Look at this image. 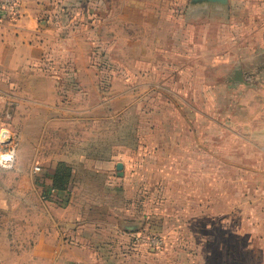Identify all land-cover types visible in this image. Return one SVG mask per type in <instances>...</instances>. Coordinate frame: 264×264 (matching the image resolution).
Wrapping results in <instances>:
<instances>
[{"label":"rangeland","instance_id":"obj_1","mask_svg":"<svg viewBox=\"0 0 264 264\" xmlns=\"http://www.w3.org/2000/svg\"><path fill=\"white\" fill-rule=\"evenodd\" d=\"M51 4L48 20L60 29L66 48H57L43 67L55 68L59 108L20 107V95L0 85V138H12L8 147L0 142V156L16 151L17 157L10 168L0 164V228L19 232L0 237L2 264H31L32 238L21 231L32 205L35 228L44 214L55 213L52 201L66 209L78 176L72 167L69 174L57 171L77 162L72 149L114 166L96 174L99 179L129 175L125 200L108 198L107 208L111 217L128 221L123 230L131 244L160 249L163 264H233L238 196L250 200L251 168L264 161L244 125L245 118L264 112V0ZM139 8L158 11V32L126 25L123 17L139 19ZM75 34L81 44H73ZM139 39L146 40L148 54L138 55ZM74 48L88 55L90 63L83 60L82 66L96 72L98 94L73 89L80 83L69 56ZM123 85L130 100L124 112L110 102L113 88L121 95ZM29 112L44 115L35 120L42 128L37 150L27 141ZM22 152L35 158L17 170ZM239 223L244 229L245 222Z\"/></svg>","mask_w":264,"mask_h":264},{"label":"crops","instance_id":"obj_2","mask_svg":"<svg viewBox=\"0 0 264 264\" xmlns=\"http://www.w3.org/2000/svg\"><path fill=\"white\" fill-rule=\"evenodd\" d=\"M51 1L21 0L16 21L12 22V19L0 21V85H4L9 93L19 94L20 107L29 110L54 109L59 108L58 104H61L58 93L62 88H58L55 79L52 78V71L55 68L51 65L43 67L44 59L55 57L52 53L57 54V48L61 46L66 48V40L58 36L60 29L48 20V16L52 13ZM138 13L140 17L137 20L123 17L129 28L154 29L158 32L160 26L158 11L139 8ZM80 41L75 34L74 43H71L77 45L81 44ZM135 43L131 44L135 45ZM157 44L161 48L162 40H158ZM146 45V40H138V55L148 54ZM76 50L77 48H74L69 52V56L77 64L75 77L80 79L77 88L73 89L75 92L80 89L88 94H98L96 72L88 67V64L85 67L82 66L83 60H88L90 63L89 57L82 56ZM128 53L130 57L136 56L132 48H128ZM67 56L60 54L61 58H59L70 60ZM147 57L144 56L145 59ZM64 88L67 86L64 85ZM122 88L121 95L116 92V86L113 88L114 97L110 99V102L112 108H121L124 112L129 107L130 100L125 95V85ZM72 102L75 103V98ZM259 105V109L264 110V103ZM262 116L264 112L258 117L245 118L244 125L251 133V141L257 145L256 156L264 158V118ZM43 117L42 114L32 112L26 116L29 124L27 141L35 150L39 148L36 133L39 130L40 137L42 132V128H38L40 123H35V120ZM44 138L45 135L42 134L40 140L43 141ZM70 151V154H74L77 159V162L70 166L78 179L68 198L66 209H61L58 203L52 201L55 213L44 214L42 223L35 228L32 205V214H27V228L21 231L32 238L31 264H163L160 249L151 250L136 242L131 244L129 234L123 230L124 222L128 221L109 215L107 199L111 198L112 202L116 203L120 198L125 200V190L130 185L129 175H125L126 173L122 171L116 177L108 173V180L105 175L99 179L96 174L111 172L114 166L92 162L88 159V153L82 149ZM34 158L33 153L28 156L22 152L16 169H24L22 164L29 160L34 161ZM72 162L74 158L70 161ZM257 162L251 168L250 200L244 197L243 193L238 196L241 200L236 207L238 225L235 230V246L233 261H231L233 264H264V161L258 159ZM123 167L124 165L122 169ZM241 220L242 224L245 222L244 229L243 226L240 228ZM18 233L0 228V237L10 234L17 236ZM123 235L128 236L131 245L125 244ZM5 252L0 248L1 264L4 260L1 253ZM79 253L82 256H79Z\"/></svg>","mask_w":264,"mask_h":264},{"label":"built area","instance_id":"obj_3","mask_svg":"<svg viewBox=\"0 0 264 264\" xmlns=\"http://www.w3.org/2000/svg\"><path fill=\"white\" fill-rule=\"evenodd\" d=\"M21 0H0V11H3L6 13V17H0V21L1 20H5V19H9L12 18L14 19L17 15H18V10H19V6H20ZM0 142L2 145L8 147L9 145L12 144V138L8 135V137L6 139H2L0 138ZM5 155H10L11 159L10 160H4V161H0V164L2 165V167L5 168H10L14 165L15 161H16V151H9V153H2L1 156H5ZM36 171H39L40 168L36 167L35 168Z\"/></svg>","mask_w":264,"mask_h":264},{"label":"trees","instance_id":"obj_4","mask_svg":"<svg viewBox=\"0 0 264 264\" xmlns=\"http://www.w3.org/2000/svg\"><path fill=\"white\" fill-rule=\"evenodd\" d=\"M62 169H65V171H68V174L69 173H71L72 171H71V166L70 167H68L67 165H60L59 166V170L57 171V173L59 174V173H62Z\"/></svg>","mask_w":264,"mask_h":264},{"label":"clouds","instance_id":"obj_5","mask_svg":"<svg viewBox=\"0 0 264 264\" xmlns=\"http://www.w3.org/2000/svg\"><path fill=\"white\" fill-rule=\"evenodd\" d=\"M10 159H11L10 155L0 156V161L10 160Z\"/></svg>","mask_w":264,"mask_h":264},{"label":"water","instance_id":"obj_6","mask_svg":"<svg viewBox=\"0 0 264 264\" xmlns=\"http://www.w3.org/2000/svg\"><path fill=\"white\" fill-rule=\"evenodd\" d=\"M0 17H3V18H5V17H6V13H5V12H3V11H0Z\"/></svg>","mask_w":264,"mask_h":264},{"label":"bare ground","instance_id":"obj_7","mask_svg":"<svg viewBox=\"0 0 264 264\" xmlns=\"http://www.w3.org/2000/svg\"><path fill=\"white\" fill-rule=\"evenodd\" d=\"M8 137L7 133L5 134V137H1L3 140Z\"/></svg>","mask_w":264,"mask_h":264}]
</instances>
